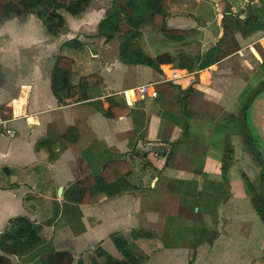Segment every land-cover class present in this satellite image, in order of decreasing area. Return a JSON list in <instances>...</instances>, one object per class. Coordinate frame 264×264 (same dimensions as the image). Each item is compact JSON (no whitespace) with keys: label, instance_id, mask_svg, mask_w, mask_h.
I'll return each mask as SVG.
<instances>
[{"label":"crops","instance_id":"0c3cea01","mask_svg":"<svg viewBox=\"0 0 264 264\" xmlns=\"http://www.w3.org/2000/svg\"><path fill=\"white\" fill-rule=\"evenodd\" d=\"M113 5L93 0L81 15L62 11L67 29L57 36L35 14L0 23V113L15 131L10 138L0 130V238L16 218L33 223L10 259L42 264L56 250L71 253L74 264H135L152 251L155 264H174L183 251L187 264L206 254L264 264V224L248 176L237 174L248 158L261 178L243 151L238 118L250 100L264 142V0H165L166 26L184 32L180 39L165 36L149 16L136 29L124 20L108 39L99 26ZM135 51L153 60L168 54L170 63L159 71L133 59ZM59 57L73 65L55 93ZM146 84L157 97L139 95ZM195 96L222 108L224 119L197 125ZM177 148L205 157L200 166L190 158L191 169L169 165ZM116 161L132 173L111 186L99 182L90 204H80L77 183L101 180Z\"/></svg>","mask_w":264,"mask_h":264},{"label":"trees","instance_id":"16d2710c","mask_svg":"<svg viewBox=\"0 0 264 264\" xmlns=\"http://www.w3.org/2000/svg\"><path fill=\"white\" fill-rule=\"evenodd\" d=\"M165 0H114L113 10L108 14L100 26V34L108 39L114 37L120 29L121 23L126 20L128 25L138 28L141 20L149 16L153 24L169 38H183L184 32L170 30L166 26ZM93 0H0V23L10 18L27 19L30 15H37L43 22L47 32L57 36L67 29V22L62 14L66 11L73 16H78L86 12L92 5ZM131 57L137 62L155 68L160 71V66L170 63L168 54L160 55L156 59H150L139 51L131 53ZM73 65V60L59 57L53 74V90L56 93L60 87L68 84V74ZM207 68L204 64L200 70ZM250 100L243 102L240 117L238 118L242 135L253 156L257 167L261 169V178L264 181V158L257 148L256 139L248 124V109ZM123 113H127V109ZM110 115H114V108ZM115 116L117 114L115 113ZM232 153L233 150H230ZM230 161L225 160L223 164L224 173ZM133 168L126 161H116L109 163L101 174V180L96 178H87L77 183L76 187L82 196L80 204H90L93 188L99 182L107 186L114 185L126 176L130 175ZM262 206L257 208V213L264 224V201ZM10 232L3 238H0V264H13L9 256H15L18 253V246L25 242L33 223L27 218H16L11 221ZM118 241V238H117ZM168 246V245H167ZM42 264H74V256L68 251L51 250L41 256Z\"/></svg>","mask_w":264,"mask_h":264},{"label":"rangeland","instance_id":"374dc122","mask_svg":"<svg viewBox=\"0 0 264 264\" xmlns=\"http://www.w3.org/2000/svg\"><path fill=\"white\" fill-rule=\"evenodd\" d=\"M261 74H264V70L261 71ZM191 109H194V115H195V122L197 125H201V127L210 120L213 119V121L216 120H223L224 119V115L222 116L223 112H222V108L220 107H216V106H211L208 105L204 102H202V98L199 96H195L193 97V100L191 102ZM251 111V110H250ZM250 111H248V124L249 127L252 131V133L254 134V137L256 139V144H257V148L258 150H263L264 152V142L261 139L260 135L257 133V131L254 129V125L253 122L251 120V115H250ZM2 115L4 116V114L2 113ZM220 115V116H219ZM212 117V118H210ZM178 123L180 126H182L183 131H185V126H186V119H184L183 114H181V111L178 110ZM245 148V147H244ZM246 154H250V150L248 148H245L243 150ZM205 157V153H203V151L201 150H190L189 152L186 149H179L178 148L174 151L173 156H171L168 160L169 165H174L175 167H181V168H190L191 165V160L192 161H201L202 158ZM191 158V160H190ZM248 159V158H247ZM246 158L240 161V163L238 164V170H237V174L240 175L242 173H245L248 178L245 180V185L247 187V190L250 191V194L252 195L251 199H252V204L255 207V209L259 208L262 206V202L264 201V181L260 178V175L258 174V169H254V171H250L249 167L251 166L248 162ZM190 161V162H189ZM189 162V163H188ZM175 163V164H174ZM195 163V164H197ZM198 165L200 166V162L198 163ZM197 167V165H196ZM252 167V166H251ZM260 169V168H259ZM244 171V172H243ZM252 185V186H251ZM249 187H251V189H249ZM197 188V187H196ZM199 189V186H198ZM184 221H186V223H190V220H186L184 218ZM185 224V225H187ZM217 249V247L215 248ZM217 252V251H215ZM154 254L155 252L152 251H147V254L145 255V261H140V262H136L135 264H155L154 263ZM219 255H221L219 253ZM222 256L220 258V260H218V258L216 256H212L211 254L209 255H204L202 256V260H200L199 264H230V263H222L223 260ZM229 257V254H228ZM227 258V257H226ZM189 260V256H187V252H179V256L176 257V262H174V264H187ZM221 261V262H220ZM169 259H165V261L162 262V264H169Z\"/></svg>","mask_w":264,"mask_h":264},{"label":"built area","instance_id":"2783aa9c","mask_svg":"<svg viewBox=\"0 0 264 264\" xmlns=\"http://www.w3.org/2000/svg\"><path fill=\"white\" fill-rule=\"evenodd\" d=\"M137 91L141 97H145L147 95H150L152 97H157L158 96V91L155 89L154 84H146L142 85L137 88ZM7 121L4 119L2 114L0 113V130L3 131V134H5L8 137H14L15 131L12 129H9L6 127ZM1 133V132H0Z\"/></svg>","mask_w":264,"mask_h":264},{"label":"water","instance_id":"95a60500","mask_svg":"<svg viewBox=\"0 0 264 264\" xmlns=\"http://www.w3.org/2000/svg\"><path fill=\"white\" fill-rule=\"evenodd\" d=\"M62 192H63V188H60V189H59V196L62 195Z\"/></svg>","mask_w":264,"mask_h":264}]
</instances>
